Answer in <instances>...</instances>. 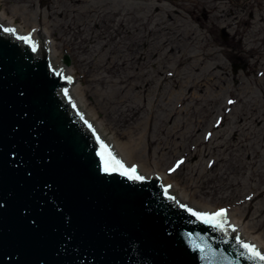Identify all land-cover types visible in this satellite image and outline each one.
I'll return each instance as SVG.
<instances>
[{"label":"rangeland","instance_id":"374dc122","mask_svg":"<svg viewBox=\"0 0 264 264\" xmlns=\"http://www.w3.org/2000/svg\"><path fill=\"white\" fill-rule=\"evenodd\" d=\"M262 4L0 0V9L61 52L87 109L132 147L135 163H150L213 211L228 210L264 245ZM197 81L204 85L194 99Z\"/></svg>","mask_w":264,"mask_h":264},{"label":"water","instance_id":"95a60500","mask_svg":"<svg viewBox=\"0 0 264 264\" xmlns=\"http://www.w3.org/2000/svg\"><path fill=\"white\" fill-rule=\"evenodd\" d=\"M4 28L0 264H264L237 245L235 225L222 232L191 216L181 205L200 206L169 194L164 175L106 173L95 127L70 97L74 78L53 65L49 41L38 34L33 51Z\"/></svg>","mask_w":264,"mask_h":264},{"label":"bare ground","instance_id":"6f19581e","mask_svg":"<svg viewBox=\"0 0 264 264\" xmlns=\"http://www.w3.org/2000/svg\"><path fill=\"white\" fill-rule=\"evenodd\" d=\"M0 23L6 27L9 28H13L15 29V32L17 35H24V34H28V30L22 27H18L17 25H15L14 21L11 20L9 17H6V14L4 13L3 9H0ZM37 33V30L34 31V33L32 34V37L34 38L35 35ZM29 35V34H28ZM38 36L37 35V40H38ZM49 54H50V59L53 63V65L58 68L61 66V60H60V56H61V52H59V50H56L55 48H53V44L52 42H49ZM71 68H68L66 71L70 72L72 74V70H70ZM204 82L203 81H197L195 83H193L192 87H191V95L190 97L194 98V99H198V96L196 95L197 90H199V87H203ZM70 97L71 98H75V102H76V106L78 108V110L82 113H84L85 115V119L92 123L93 126L95 127V132L98 134V136L102 139L105 140L106 142L110 143L111 145H113L116 149V154L118 156V158L124 162V164L126 166H136L137 170L144 174L147 178L153 174H155V172L153 171V167L150 163H146L144 161H140V162H136L135 163V153L132 152V147L128 148L125 144L119 143L116 139H113L111 137V135H107V133L105 132L104 127H102V123H99L96 119V117L94 116L95 112H93V110L87 109L86 107V102H84L83 99V95L81 94V92L79 91V86L78 84H76V82H74L71 86L70 89ZM158 176L161 174H157ZM170 181L169 178H164L163 176V184H168L167 182ZM169 194H172L175 198L177 199H182L190 204H195L200 206V211H213V209L208 206L205 203H200L199 201H196L193 199V197L189 196L188 193H185L182 189L171 185L170 188V192ZM227 221L228 224H232L235 225V227L238 228V234L240 236V238L242 240H245L251 244H255L258 245L261 249V251L264 254V245L262 243H259L257 241L254 240L253 237H251L249 235V233L245 232L241 226V223H239V221L235 218H230L229 214L227 216Z\"/></svg>","mask_w":264,"mask_h":264},{"label":"snow or ice","instance_id":"6c2138e0","mask_svg":"<svg viewBox=\"0 0 264 264\" xmlns=\"http://www.w3.org/2000/svg\"><path fill=\"white\" fill-rule=\"evenodd\" d=\"M3 31L15 34V29L13 28H4ZM19 40L24 41L26 44H29L32 47V50H36V44L33 41L31 34L26 36H17ZM69 82H71V77L67 78ZM65 95H67V89H65ZM229 103H232L229 101ZM91 127V125H89ZM97 141L99 143V151L97 155L101 159L103 170L106 173L119 172V174L126 176L130 180L143 181L144 177L139 175L137 172L136 166H126L123 161L118 159L115 154L109 149L108 145L105 144L99 137H97ZM182 163V161L177 162V167ZM167 192V189H165ZM169 199H174L173 197H169ZM191 216L195 217L197 221L209 225L215 230L225 232V226L228 224L227 221V210L219 209L215 212H204L193 210L191 207L186 205H181ZM232 231L235 232V228H232ZM237 245L244 249L248 253V259L252 261H260L264 262V254L256 248L255 245L244 242L238 236L236 237ZM244 253H241L243 255ZM211 264V262H209Z\"/></svg>","mask_w":264,"mask_h":264},{"label":"flooded vegetation","instance_id":"af4514ba","mask_svg":"<svg viewBox=\"0 0 264 264\" xmlns=\"http://www.w3.org/2000/svg\"><path fill=\"white\" fill-rule=\"evenodd\" d=\"M262 6H264V4H262ZM251 15V14H250Z\"/></svg>","mask_w":264,"mask_h":264}]
</instances>
